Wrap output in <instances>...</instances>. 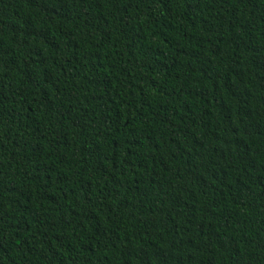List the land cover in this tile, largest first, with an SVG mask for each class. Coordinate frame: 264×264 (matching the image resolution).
<instances>
[{
	"label": "trees",
	"instance_id": "16d2710c",
	"mask_svg": "<svg viewBox=\"0 0 264 264\" xmlns=\"http://www.w3.org/2000/svg\"><path fill=\"white\" fill-rule=\"evenodd\" d=\"M0 264H264V0H0Z\"/></svg>",
	"mask_w": 264,
	"mask_h": 264
}]
</instances>
